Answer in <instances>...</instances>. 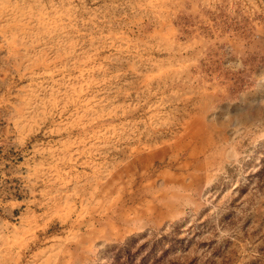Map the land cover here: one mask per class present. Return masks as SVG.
Masks as SVG:
<instances>
[{
    "label": "rangeland",
    "instance_id": "374dc122",
    "mask_svg": "<svg viewBox=\"0 0 264 264\" xmlns=\"http://www.w3.org/2000/svg\"><path fill=\"white\" fill-rule=\"evenodd\" d=\"M0 264H264V0H0Z\"/></svg>",
    "mask_w": 264,
    "mask_h": 264
}]
</instances>
